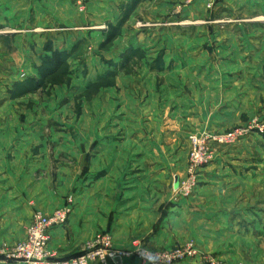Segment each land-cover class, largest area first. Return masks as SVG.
Instances as JSON below:
<instances>
[{"label":"rangeland","instance_id":"obj_1","mask_svg":"<svg viewBox=\"0 0 264 264\" xmlns=\"http://www.w3.org/2000/svg\"><path fill=\"white\" fill-rule=\"evenodd\" d=\"M151 1L131 20L109 26V45L64 53L58 68L41 72L43 59L39 68L17 69L12 82L10 71L0 69V124L14 125L12 136L35 127L33 139L23 138L31 144L17 162L18 182L21 173L31 174L53 192L68 191L67 203H74L72 194L96 183L92 169L105 167L92 166L100 155L92 126L102 137L117 118L113 135L121 150L113 151L126 158L113 166L131 176L162 174L148 190L170 193L171 203L218 220L192 227L190 215L180 213L176 246L192 241L216 264H264V34L257 44L240 33L237 27L252 26L228 0H180L155 15ZM129 41L137 47L117 51ZM231 133L236 141H219ZM195 138L207 141L212 160L187 194L176 187L189 179ZM128 141L130 148H122ZM152 141L159 143L151 148ZM133 246L149 249L138 240Z\"/></svg>","mask_w":264,"mask_h":264},{"label":"crops","instance_id":"obj_2","mask_svg":"<svg viewBox=\"0 0 264 264\" xmlns=\"http://www.w3.org/2000/svg\"><path fill=\"white\" fill-rule=\"evenodd\" d=\"M81 1L78 3L75 0H0V69H7V73L10 71L7 76L8 82H12L14 75L18 77L17 69L24 66L39 68L45 56H52L55 51L60 53L90 51V49L93 51L95 47L107 41L110 27L116 28L120 23L131 20L146 3L145 0ZM176 1L180 0H152L150 12L154 15L163 13L166 11L165 8ZM133 2H135L134 7ZM228 2L235 12L252 26L249 30L246 25V27L241 25L237 30L254 37V42H259L261 38L257 36L264 34V0H228ZM190 13L196 15L194 12ZM255 46L260 48L258 45ZM136 47V43L129 41L117 51L122 53ZM102 100L105 101L104 97ZM116 120L118 119H112V123L107 124L106 130L109 134L102 136L104 140L101 144H99L102 138L98 134L99 127L92 126L91 133L97 137L94 145L98 143L95 146L100 154L93 159L92 166L103 164L105 167H98L99 170L96 171L92 169L91 176L95 178L97 175L95 178L97 181L87 191L81 190L74 195L71 193L74 203L68 224L51 232L49 248L58 258L70 259L78 256L82 245L104 232L112 235L113 248L118 251H132L136 240L142 241L152 250L171 249L181 243L177 232L182 219L180 213L190 215L186 222L192 227H195L196 222L197 224L203 222L204 225L201 226H205L206 223L218 221L208 214H202L204 211L200 209L171 203L170 193L163 194L162 190L153 188L148 190V186L156 184L155 180L161 178L162 174L143 172L131 176V173L120 172L113 166L126 158L124 155L123 157L114 155L113 148L119 145L116 143L119 141L113 135ZM13 126L0 124V245H14L23 241L33 213L41 211L45 215H51L67 204L70 194L68 191L53 192L46 182L35 183L31 174L21 173V184L18 182L17 162L28 152L31 144L23 138L33 139L35 127H30L27 131L17 126L19 131H27L28 134L23 132L21 136L17 134L12 136L10 133L13 132ZM37 126L38 133H42L45 123ZM18 130H14L15 133ZM129 143L131 142L123 143L122 148H127L126 146L130 148ZM158 143L152 141L149 146L153 148ZM94 145L92 144V147ZM141 145L143 151L148 148L147 143ZM104 151L107 152L102 154ZM123 153L125 150H122ZM111 165L113 168L110 167ZM124 179H126L124 184L127 185L121 183ZM174 179L177 186L179 176L174 175ZM132 183L134 185H129ZM23 187L25 189H22ZM108 264H143V262L135 257H127L122 261L118 259L110 261ZM187 264H200V262Z\"/></svg>","mask_w":264,"mask_h":264},{"label":"built area","instance_id":"obj_3","mask_svg":"<svg viewBox=\"0 0 264 264\" xmlns=\"http://www.w3.org/2000/svg\"><path fill=\"white\" fill-rule=\"evenodd\" d=\"M81 2V0H75ZM237 134H229L222 138L221 143L236 141ZM194 152L190 160L189 179L179 184L176 189L190 194L197 185V173L199 169L210 163L211 156L206 150V140L192 139ZM72 201L55 210L51 215H45L41 211H35L23 241L14 245H0V264H91L100 262L108 264L110 261L123 260L135 257L143 264H187L203 259L200 264H216L210 257L202 258V253L196 243L189 241L167 250H149L142 246L133 251H118L113 248V238L109 233H99L91 241L85 244L81 253L70 259L58 258L50 251L51 232L55 228L68 224L72 214ZM207 257V259H206Z\"/></svg>","mask_w":264,"mask_h":264},{"label":"trees","instance_id":"obj_4","mask_svg":"<svg viewBox=\"0 0 264 264\" xmlns=\"http://www.w3.org/2000/svg\"><path fill=\"white\" fill-rule=\"evenodd\" d=\"M113 39V36H110L106 41V45H109L113 41ZM64 59H66V55L64 53H60L58 51L53 52L52 56H47L44 58V64L41 72H43V69L47 68V66L54 65L57 68L62 66L64 64Z\"/></svg>","mask_w":264,"mask_h":264},{"label":"water","instance_id":"obj_5","mask_svg":"<svg viewBox=\"0 0 264 264\" xmlns=\"http://www.w3.org/2000/svg\"><path fill=\"white\" fill-rule=\"evenodd\" d=\"M177 186H178V184H177Z\"/></svg>","mask_w":264,"mask_h":264}]
</instances>
